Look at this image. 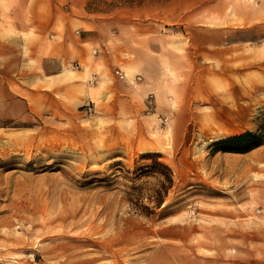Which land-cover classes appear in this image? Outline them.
<instances>
[{
  "label": "rangeland",
  "instance_id": "rangeland-1",
  "mask_svg": "<svg viewBox=\"0 0 264 264\" xmlns=\"http://www.w3.org/2000/svg\"><path fill=\"white\" fill-rule=\"evenodd\" d=\"M15 2L0 0L18 100L3 115L0 97V264H264V141L224 143L264 135V0H28L27 33ZM68 13L126 33L108 55L129 82L159 53L175 89L157 111L90 84L84 58L58 75Z\"/></svg>",
  "mask_w": 264,
  "mask_h": 264
},
{
  "label": "crops",
  "instance_id": "crops-1",
  "mask_svg": "<svg viewBox=\"0 0 264 264\" xmlns=\"http://www.w3.org/2000/svg\"><path fill=\"white\" fill-rule=\"evenodd\" d=\"M14 6L20 7V10H16L14 16V22L18 26V31L22 30L23 33H27L28 26L31 20L34 19L36 22L37 18L40 22L41 13L38 9H34L33 18H31L26 7H30L28 0H16ZM35 3H34V5ZM16 18L18 20H16ZM79 20L75 18L71 13L65 14V17L61 20L58 19V75L66 68V66L78 62L80 58H84L90 63L89 70L92 78L95 79V86H101L108 91V96L114 101L133 103L142 107L144 111L147 110V97L149 94H153L154 100V111H157L158 102L165 103V96H169L175 87L170 84L167 80L169 77L168 71L162 68V58L159 53H156V57H152L151 67L142 66L141 74H136L135 76H140V80L128 81L120 80L115 73L116 69H120L126 74L125 68L120 65H115L113 58L108 55L115 49H119L121 52L128 51L129 39L126 37V33L119 32L115 34L112 31V35L107 31L106 27L102 24L92 23L90 21H84V23L89 26L87 29H77ZM125 32V31H124ZM115 37V38H114ZM26 38V37H24ZM29 38V37H28ZM0 54L6 52V50H14V44L10 43L1 45ZM92 50V55L90 54ZM156 50H159L157 47ZM38 57V62L40 67L45 65V58L42 56L41 50H34ZM158 52V51H157ZM160 56V57H159ZM58 75L56 78H47L45 87L51 86L54 89H58ZM133 77V78H134ZM164 79H166L164 81ZM140 81V82H137ZM132 84H137V87H133ZM147 93V94H146ZM146 94V95H145ZM0 97H7V109L5 111V106L1 113L12 114L13 108L18 100L14 98L15 96L9 92L8 89L4 88V85H0ZM5 113V114H4ZM1 114V116H2ZM156 114V113H155ZM159 114V113H158ZM160 116V115H159ZM164 115L160 116V124H163L162 119Z\"/></svg>",
  "mask_w": 264,
  "mask_h": 264
},
{
  "label": "trees",
  "instance_id": "trees-1",
  "mask_svg": "<svg viewBox=\"0 0 264 264\" xmlns=\"http://www.w3.org/2000/svg\"><path fill=\"white\" fill-rule=\"evenodd\" d=\"M264 141V135L262 134H254V133H245L240 136L232 137L226 139L224 143L233 144L237 146L248 145L246 148H237V152H246L250 149L256 148L262 144Z\"/></svg>",
  "mask_w": 264,
  "mask_h": 264
},
{
  "label": "built area",
  "instance_id": "built-area-1",
  "mask_svg": "<svg viewBox=\"0 0 264 264\" xmlns=\"http://www.w3.org/2000/svg\"><path fill=\"white\" fill-rule=\"evenodd\" d=\"M66 7V6H65ZM78 67H79V65L78 64H75L74 66H73V68L74 69H78ZM115 74H116V76L120 79V80H127L128 79V77L126 76V74L123 72V71H121L120 69H116L115 70ZM141 78H140V76H135L134 78H133V81H136V80H140ZM89 83L90 84H94L95 83V79L94 78H91V80H89ZM153 100H154V96H153V94H149L148 95V97H147V105H148V112H151L152 110H154V104H153ZM86 110H88L89 112L91 111V108L90 107H86ZM167 120L166 119H164V121L163 122H166Z\"/></svg>",
  "mask_w": 264,
  "mask_h": 264
}]
</instances>
